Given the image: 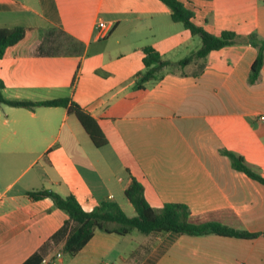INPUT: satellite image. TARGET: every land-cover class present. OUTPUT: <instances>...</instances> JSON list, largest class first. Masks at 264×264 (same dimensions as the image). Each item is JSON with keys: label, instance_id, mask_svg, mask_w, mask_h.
Instances as JSON below:
<instances>
[{"label": "crops", "instance_id": "obj_1", "mask_svg": "<svg viewBox=\"0 0 264 264\" xmlns=\"http://www.w3.org/2000/svg\"><path fill=\"white\" fill-rule=\"evenodd\" d=\"M209 33L233 31L253 42L210 51L184 66H166L136 89L143 47L176 62L201 41L173 21L161 0H0V27L25 26L36 37L16 57L0 58L6 99L71 98L99 124L95 147L76 116L61 106L0 103V264H264V184L233 167L226 151L264 177V0H180ZM107 30L101 34L97 22ZM39 153L40 168H17ZM135 178L151 206H188L195 223L219 222L256 234L242 238L179 232L119 235L99 229L75 254L63 251L70 222L48 188L72 194L84 210L125 196ZM54 236V238H53Z\"/></svg>", "mask_w": 264, "mask_h": 264}, {"label": "trees", "instance_id": "obj_2", "mask_svg": "<svg viewBox=\"0 0 264 264\" xmlns=\"http://www.w3.org/2000/svg\"><path fill=\"white\" fill-rule=\"evenodd\" d=\"M161 1L170 8L173 21L181 22L185 28L189 29L192 35L198 36L201 45L196 51L176 62L162 59L160 53L151 46L143 47L144 67L136 75L134 86L136 89L143 88L147 81L158 79L161 76L162 68L166 66H184L193 59L204 58L212 50L237 42H253L256 38L255 34L244 37L233 31H223L219 35H214L191 20L192 12L180 0ZM36 35L35 29L31 27H0V58L18 56L35 39ZM255 44L259 45V50L252 65L251 81L257 78L262 64L264 40ZM2 86L3 84L0 80V103L28 109H34L39 106L64 107L68 113L76 116L95 147H102L107 144V138L97 121L71 98L38 101L6 99L1 93ZM226 154L230 157L234 168L243 171L252 179L264 184V177L250 168L243 157L229 151H226ZM124 193L135 209L136 214L134 216H128L119 204L114 201H103L92 210L87 211L82 208L72 194L62 196L48 188L28 191V195L33 199L50 197L56 207L67 213L69 219L61 227L59 233L64 232L70 222L74 225L63 246V251L71 255L77 253L85 246L96 229L119 235L128 234L133 230L141 234L173 231L191 235L215 233L242 238L256 235L246 231L235 230L214 221L195 223L191 220L188 206L182 203H164L161 208H154L146 200L142 184L133 177Z\"/></svg>", "mask_w": 264, "mask_h": 264}, {"label": "built area", "instance_id": "obj_3", "mask_svg": "<svg viewBox=\"0 0 264 264\" xmlns=\"http://www.w3.org/2000/svg\"><path fill=\"white\" fill-rule=\"evenodd\" d=\"M97 27L99 28L101 34H104V32L107 30V25L104 21L97 22ZM61 256L62 253L60 251L51 255H47L41 259L40 264H57Z\"/></svg>", "mask_w": 264, "mask_h": 264}, {"label": "rangeland", "instance_id": "obj_4", "mask_svg": "<svg viewBox=\"0 0 264 264\" xmlns=\"http://www.w3.org/2000/svg\"><path fill=\"white\" fill-rule=\"evenodd\" d=\"M43 163L44 159L39 157V153H33L23 158L22 163L17 168H40Z\"/></svg>", "mask_w": 264, "mask_h": 264}]
</instances>
